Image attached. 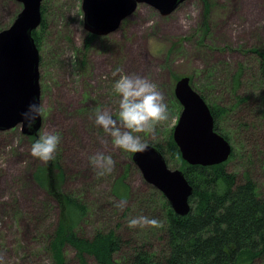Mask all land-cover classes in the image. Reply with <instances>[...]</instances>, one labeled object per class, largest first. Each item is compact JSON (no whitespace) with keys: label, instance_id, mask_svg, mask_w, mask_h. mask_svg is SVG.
<instances>
[{"label":"rangeland","instance_id":"1","mask_svg":"<svg viewBox=\"0 0 264 264\" xmlns=\"http://www.w3.org/2000/svg\"><path fill=\"white\" fill-rule=\"evenodd\" d=\"M208 1L205 17L203 0H190L169 16L141 5L117 31L93 40L84 27L82 0L43 1L41 135L60 134L55 160L65 173L61 190L89 206L78 234L92 237L96 231L114 230L132 237L137 247L145 241L144 246L157 257L166 248L163 227H127L131 218L141 215L164 224L163 201L130 159L133 153L113 151L110 138L95 124L97 109L115 114L118 107L113 85L119 76H112L117 68L154 82L165 97L171 119L157 127L155 139L146 138L148 143L164 145L177 125L182 106H175L176 77H190L209 104L228 109L220 127L229 135L235 156L226 169L240 181L250 174L264 196V74L258 57L248 52L253 48L264 52V0ZM22 9L16 0H0V32L13 24ZM241 66L243 74L236 87L234 75ZM242 98L249 101L240 105ZM31 145L21 126L0 132V255L4 264H54L49 247L62 221V208L33 178L47 165L31 156ZM98 152L111 154L116 161L111 175H96L89 157ZM169 167L180 170L170 159ZM125 174L132 194L119 199L111 189ZM121 200L127 201L123 209L116 207ZM127 252L131 251L125 250L115 261L125 264ZM63 254V264H79L71 247L65 246ZM89 262L95 264L92 259Z\"/></svg>","mask_w":264,"mask_h":264},{"label":"trees","instance_id":"2","mask_svg":"<svg viewBox=\"0 0 264 264\" xmlns=\"http://www.w3.org/2000/svg\"><path fill=\"white\" fill-rule=\"evenodd\" d=\"M203 1L205 17L210 4L208 0ZM44 16L45 7H42L40 27L42 29L45 27ZM204 25L208 26L205 22ZM39 29L33 32L38 48L42 35ZM94 38L97 37L90 35L91 40ZM248 52L258 57L259 70L264 74V52L255 48ZM242 70L243 66L234 75L236 87L242 77ZM174 79L178 81L180 78ZM191 84L200 94L194 87L192 79ZM200 96L211 109L215 131L231 144L229 135L220 127L221 120L229 110L217 104L211 105L202 94ZM248 101L249 98H242L239 104ZM175 106L181 108L177 100ZM41 130L38 136L29 137L32 144L40 138ZM148 144L155 146L164 155L168 166L169 159L178 163L179 169L184 172L186 179L194 188L190 199L191 213L187 217L176 215L164 195L155 192L163 201L161 210L165 223L162 232L166 239V248L162 254L157 257L156 253L144 246L145 241L137 247L135 242H132L134 240L132 237L129 236L128 239L114 230L96 231L92 237L78 234L77 227L88 216L90 209L77 197L62 192L61 182L65 179V173L54 159L33 174L36 183L54 196L62 208V221L59 222L58 228H55L49 247L54 264H63L65 246L75 251L79 264H90V259L95 264H118L115 258L125 250L131 251L124 253L125 264H264V196L250 174H245L240 181L237 175L227 171L228 162L235 156L232 144L229 160L213 167L188 165L182 159L174 141L173 129L169 131L164 145ZM126 180L125 174L114 182L111 190L116 198L131 197L132 188Z\"/></svg>","mask_w":264,"mask_h":264},{"label":"water","instance_id":"3","mask_svg":"<svg viewBox=\"0 0 264 264\" xmlns=\"http://www.w3.org/2000/svg\"><path fill=\"white\" fill-rule=\"evenodd\" d=\"M23 9L13 24L0 32V132L18 126L28 137L38 136L42 116L31 128L22 123V113L29 104H41L40 51L33 32L42 24L44 0H16ZM190 0H82L84 27L89 35L107 36L117 31L122 22L139 6L147 5L162 16H169ZM175 97L182 106L173 138L182 159L190 166L213 167L226 163L232 146L215 131L211 109L191 84L189 77L180 78ZM132 160L145 182L164 195L174 213L187 217L194 188L181 170H171L164 155L153 145L133 153Z\"/></svg>","mask_w":264,"mask_h":264},{"label":"clouds","instance_id":"4","mask_svg":"<svg viewBox=\"0 0 264 264\" xmlns=\"http://www.w3.org/2000/svg\"><path fill=\"white\" fill-rule=\"evenodd\" d=\"M112 76H119L113 85V92L119 97L118 107L115 114L110 109H97L95 124L110 138L113 151L142 153L148 148L146 138L155 139L157 127L171 119L165 97L157 84L147 78L124 74L120 68L113 71ZM43 114V105L29 104L27 111L22 113V123L26 122L31 128ZM60 143L59 133L45 132L31 145L30 154L47 164L55 159ZM102 143L107 144L108 140H102ZM89 161L98 177L111 175L115 170L116 161L111 154L98 152L89 157ZM126 205L127 201L121 200L116 207L123 209ZM163 226V221L144 215L131 218L127 224L130 229H159ZM0 264H4L3 255H0Z\"/></svg>","mask_w":264,"mask_h":264}]
</instances>
